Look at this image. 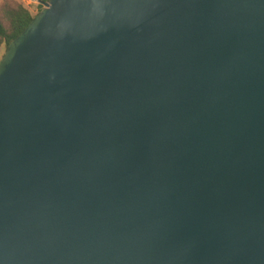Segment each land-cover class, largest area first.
Masks as SVG:
<instances>
[{
    "label": "water",
    "instance_id": "water-1",
    "mask_svg": "<svg viewBox=\"0 0 264 264\" xmlns=\"http://www.w3.org/2000/svg\"><path fill=\"white\" fill-rule=\"evenodd\" d=\"M0 60V264H264V0H50Z\"/></svg>",
    "mask_w": 264,
    "mask_h": 264
},
{
    "label": "trees",
    "instance_id": "trees-1",
    "mask_svg": "<svg viewBox=\"0 0 264 264\" xmlns=\"http://www.w3.org/2000/svg\"><path fill=\"white\" fill-rule=\"evenodd\" d=\"M46 4L50 0H39ZM39 13L43 10V5H39ZM35 15L24 3L7 1L0 8V50L8 46L22 34L34 20ZM7 50V49H6Z\"/></svg>",
    "mask_w": 264,
    "mask_h": 264
},
{
    "label": "rangeland",
    "instance_id": "rangeland-1",
    "mask_svg": "<svg viewBox=\"0 0 264 264\" xmlns=\"http://www.w3.org/2000/svg\"><path fill=\"white\" fill-rule=\"evenodd\" d=\"M7 1H15L17 3H24L25 4V1L26 0H0V8L7 2ZM27 6V4H25ZM31 12L36 16L39 14V6L38 5H32V6H27ZM43 9H44V6H43ZM6 47H2L1 50H0V60L2 59V57L4 56L5 52H6Z\"/></svg>",
    "mask_w": 264,
    "mask_h": 264
},
{
    "label": "built area",
    "instance_id": "built-area-1",
    "mask_svg": "<svg viewBox=\"0 0 264 264\" xmlns=\"http://www.w3.org/2000/svg\"><path fill=\"white\" fill-rule=\"evenodd\" d=\"M25 4H27V6H32V5H40V1L39 0H26L25 1Z\"/></svg>",
    "mask_w": 264,
    "mask_h": 264
}]
</instances>
